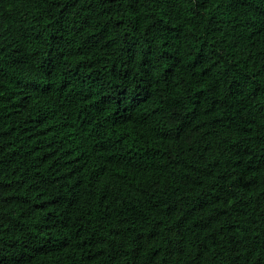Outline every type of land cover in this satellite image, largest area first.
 <instances>
[{"label":"trees","instance_id":"16d2710c","mask_svg":"<svg viewBox=\"0 0 264 264\" xmlns=\"http://www.w3.org/2000/svg\"><path fill=\"white\" fill-rule=\"evenodd\" d=\"M0 264H264V0H0Z\"/></svg>","mask_w":264,"mask_h":264}]
</instances>
